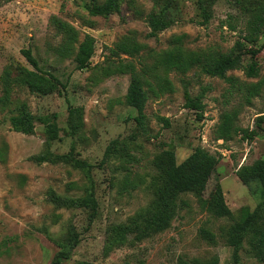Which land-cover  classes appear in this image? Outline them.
Masks as SVG:
<instances>
[{
  "label": "rangeland",
  "instance_id": "1",
  "mask_svg": "<svg viewBox=\"0 0 264 264\" xmlns=\"http://www.w3.org/2000/svg\"><path fill=\"white\" fill-rule=\"evenodd\" d=\"M195 1L173 0L177 21L149 38L144 19L152 0H121L119 12L107 18L88 14L91 0H0V75L9 63L30 68L21 54L30 49L40 67L65 85L60 92L44 96L30 94L26 88L15 89L12 102L0 108V264H50L58 244H63L73 230L78 234V244L63 264H178L179 260L203 262L213 257L218 264H232L226 232L239 220V211H253L259 198L258 182L244 185L235 172L241 165L264 160V123L252 141H243L238 135L223 144L215 139L214 132L224 113L233 114L235 124L248 130L255 129L256 117L264 115V30L256 43L243 46V50H258L252 57L258 68L256 78L245 74L249 54L243 56L241 68L226 73L233 86L196 68L184 74L169 72L174 92L149 97L144 108L146 132L136 126L135 110L124 103L129 75L107 70L108 49L124 38L142 45L140 54L144 57L149 50L159 52L171 47L173 36H183L180 45L187 51L227 52L239 40L243 21L251 13L240 9L234 0H216L208 24L197 26L187 21L196 17ZM245 3L254 11L262 9L264 14V0ZM51 17L71 24L79 32V40L85 34L94 39L89 69L76 70L72 56L58 54L60 37L49 24ZM113 60L130 58L119 55ZM253 84H259V93L247 100L237 87ZM184 85L192 97L202 93V121L196 120L193 110L183 107ZM69 104L82 111V125L73 137L66 123ZM21 110L34 116L31 135L10 127L9 117ZM156 117L166 118L167 126ZM47 123L56 125L54 140L48 138ZM111 143L116 145L114 154L98 166ZM70 144L78 158L94 166L91 176L98 214L90 223L85 210L54 207L48 196L50 192L60 197L81 196L88 185L84 173L62 163L36 164L29 160L46 150L65 154ZM196 147L222 156L200 199L208 200L220 186L232 217L218 218L205 211L196 195L184 193L166 230L103 255L108 226L125 223L152 204L161 175L155 163L161 154L172 151L180 164ZM247 249L244 243L237 264H264Z\"/></svg>",
  "mask_w": 264,
  "mask_h": 264
},
{
  "label": "trees",
  "instance_id": "2",
  "mask_svg": "<svg viewBox=\"0 0 264 264\" xmlns=\"http://www.w3.org/2000/svg\"><path fill=\"white\" fill-rule=\"evenodd\" d=\"M215 1L196 0V17L187 21L197 26H206L208 20L212 17V6ZM234 1L240 9L251 13V17L243 21L239 40H236L225 53L187 51L180 45L183 36H173L171 47L159 52L149 50L146 57L140 54L143 46L132 38H124L116 43L113 48L108 49L109 56L106 57L107 70H112L113 73L120 75H129L124 103L135 110L136 115L133 120L140 130L146 132L147 118L144 108L149 97L158 98L164 94L174 92V86L167 76L169 72L175 71L184 74L196 68L201 74L223 79L232 85V79L227 78L226 73L241 68L243 56L249 54L251 60L245 67V74L247 77L256 78L258 68L252 57L257 54L258 50H243V46L244 44L256 43L260 33L264 30V14L261 11L262 9L254 11L246 6V0ZM91 2V5L87 8L88 14L107 18L119 12L121 0H91ZM152 2L153 6L144 19L149 29L146 37L149 38L156 37L177 21L173 0H163V2L152 0ZM49 24L55 34L60 37L58 54L61 57L72 56V62L76 70L89 69L94 54V39L85 34L79 40V32L67 21H63L58 17H51ZM226 25L234 30V27L228 22ZM21 54L30 68L18 63H9L3 68L0 75V108H4L12 102L11 94L18 88H26L30 94L39 96L55 91L60 92L61 89L65 88V85L56 76L40 67L37 58L30 49L22 50ZM119 55H124L130 60L114 62L113 58ZM145 58H149L150 61L144 60ZM237 90L243 92L248 100V98L259 93L260 87L259 84L239 85ZM183 99V107L193 110L196 120L202 121L204 118L202 93L192 97L186 89V85H184ZM67 108L66 123L69 135L73 137L82 125V111L70 104ZM156 119L167 126L168 120L166 118L156 117ZM262 123H264V115L256 117L255 129H243L235 124L233 114L224 113L214 132L215 139L222 140L223 144H226L240 135L241 140L252 141L258 131L263 130ZM9 124L13 131L31 135L34 132L35 119L27 110H21L9 117ZM45 129L49 139L54 140L57 138V128L54 123H47ZM115 150L116 145L114 143L109 144L98 166L106 162ZM77 156L74 146L70 144V148L65 154H54L46 150L41 154L29 157V160L36 164L62 163L84 173L88 185L81 196L75 198L60 197L53 192H50L48 196L54 207L85 210L90 223L98 214V203L91 176V170L94 166ZM221 158L220 153L211 154L202 148L196 147L185 160L177 164L174 153L169 150L164 151L155 163L159 167L161 175L152 204L127 222L108 226L105 232L103 255H108L124 244L138 243L166 230L177 213L179 197L184 193L196 195L205 211L216 217L231 218L232 213L225 204L220 186H216L215 191L208 200L200 199L209 176ZM235 175L244 185H247L250 181H257L259 184V198L253 211L246 208L239 211V220L231 224L226 232V243L232 250V264H237L238 254L244 243L248 247V253L257 261L264 263V160L257 159L250 165L239 166ZM77 244L78 234L73 230L63 244H58L59 250L50 264H63L64 261L69 260ZM75 264L87 263L77 262ZM178 264H218V259L213 257L203 262L197 259L191 261L179 260Z\"/></svg>",
  "mask_w": 264,
  "mask_h": 264
}]
</instances>
